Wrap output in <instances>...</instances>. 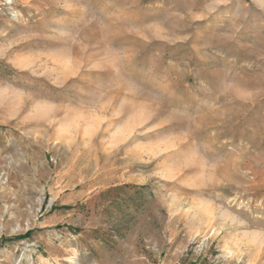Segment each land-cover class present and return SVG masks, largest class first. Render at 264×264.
Instances as JSON below:
<instances>
[{
    "label": "rangeland",
    "instance_id": "374dc122",
    "mask_svg": "<svg viewBox=\"0 0 264 264\" xmlns=\"http://www.w3.org/2000/svg\"><path fill=\"white\" fill-rule=\"evenodd\" d=\"M0 264H264V0H0Z\"/></svg>",
    "mask_w": 264,
    "mask_h": 264
}]
</instances>
